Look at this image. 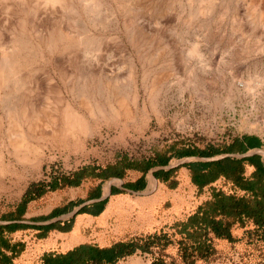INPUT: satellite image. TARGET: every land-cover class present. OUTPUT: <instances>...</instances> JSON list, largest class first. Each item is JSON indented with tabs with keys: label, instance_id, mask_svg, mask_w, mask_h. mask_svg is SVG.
I'll list each match as a JSON object with an SVG mask.
<instances>
[{
	"label": "rangeland",
	"instance_id": "rangeland-1",
	"mask_svg": "<svg viewBox=\"0 0 264 264\" xmlns=\"http://www.w3.org/2000/svg\"><path fill=\"white\" fill-rule=\"evenodd\" d=\"M246 1L250 5L242 0H151L146 5L124 4V0H69L68 7L61 11L59 7L44 8L40 0H25L24 4L0 0V34L6 39L25 38L31 45L26 72L32 79L27 84L33 87V76L40 78L41 87L33 93L38 105L46 97L45 104L51 107L57 97L55 86L46 82L45 75L52 81H61L59 72L47 63L50 47L41 40L49 34H59L63 24H70L79 35L88 31L85 36H92L95 43L81 50L80 56L86 61L97 58L107 65L98 73L102 80L109 74L107 80L118 91L130 83L137 87L131 117H91L94 129L90 135L76 138L55 141L48 134L33 135L32 142L37 149L44 148L45 158L35 167L26 164L17 171L0 172V220L16 216L17 205L32 183L48 184L81 169L108 174L127 164L142 169L157 158L171 157L170 163H176L182 157L173 155L186 150L222 152L232 147L238 153L236 139L245 135L259 137L262 145L258 148L264 151V24L259 19V15L264 16V0ZM48 11L54 13L52 18H46ZM81 25L86 28L81 30ZM83 73L87 75V71ZM83 73L82 77L66 73L69 83L76 82L72 93L69 86L63 88L64 95L77 103L80 93L86 95L92 90L86 87ZM19 87L10 81L1 89L2 116L4 105L7 108L8 101L21 93ZM3 125L0 152L8 159ZM196 162L207 161L175 166L165 181L156 175L163 169L155 170L156 183L149 169L159 163L145 173L124 168L121 177L88 176L77 186L46 191L30 200L24 214L16 219L44 221L57 210L68 212L97 197L113 177L124 181L142 177L143 183L148 181V189L153 187L142 195L112 193L100 213L104 218L81 212L60 222L70 221L71 225L61 234L51 229L39 237L40 230L28 227L35 225L19 224L26 226L5 233L11 243L24 244L14 258L18 260L27 252L28 259L23 258L20 264H41L44 253H55L74 244L107 247L132 240L143 244L149 235L156 234L159 239H154L148 251L137 249L115 264H264V240L254 231L251 221L234 222L231 241L209 233L213 253L208 257L183 259L179 224L209 200L213 190L243 194L222 176L198 187L185 166ZM253 171V165L244 163V176L250 177ZM96 204L84 209H93ZM184 242L191 244L192 240Z\"/></svg>",
	"mask_w": 264,
	"mask_h": 264
},
{
	"label": "bare ground",
	"instance_id": "bare-ground-1",
	"mask_svg": "<svg viewBox=\"0 0 264 264\" xmlns=\"http://www.w3.org/2000/svg\"><path fill=\"white\" fill-rule=\"evenodd\" d=\"M18 1L23 4L25 3V0ZM40 1L44 8L59 7L61 11L69 5V0ZM242 2L250 5V1L242 0ZM130 3L132 5H146L151 4V0H124V4ZM53 14L52 11H48L45 15L46 18H52ZM259 19L260 22L264 24V16L259 15ZM55 20L56 19L53 21ZM60 21V24H63L64 21ZM66 22L67 21H65V23ZM65 25H61L60 31L57 30L59 34H49V36L41 40L45 43V46L50 47L49 57L47 58L48 65L59 72V76L61 77L60 82L52 81L53 78L50 76L46 77L45 75L44 77L48 84H52L56 88L55 93L57 97L51 107L45 104L46 100L44 99H46V97L42 99L45 101L42 102V105H38L34 101L36 98H34L33 93L37 91L38 87H41V80L39 77L33 76V87L31 86L33 84L30 86L27 84L32 79L29 78L31 73L26 72V69H28L26 60L28 56L31 57V50L29 49L31 48V45H29L30 43L28 44L25 38L22 37H8L6 39L0 34V91L3 86L8 85L10 81H13L16 87H21H19L21 89V93H19L20 96L18 94L14 100L8 101L7 104H9V106L7 108L4 105L3 110H5V114L3 116L1 115L0 109V127L4 124L8 153V159H5L7 154L0 152L1 173L6 171H17L18 167L26 164H30V167H35L37 163L45 158L44 148L37 149L32 142L33 135L39 136L48 134L49 138H53L55 141L70 137L76 138L81 135H90L92 129H94V123L91 117H117L119 115L131 117V103L137 100L136 85L129 82L130 85L127 84L124 86L123 90L118 91V89L116 90L115 86L112 85V81L107 80L109 74L106 76L104 74L106 78L102 80V76L98 73L103 71L107 65H102L97 58H94L92 61H86V59H82L81 57L83 56L81 50H84L87 46L91 47L90 44L92 45V43H95L92 36L91 38L88 35V37L85 36L88 31L84 32V35H79L70 24L69 26L67 24L66 27ZM81 26V30H84L85 26ZM125 48L127 47L125 46ZM42 54L44 57V51ZM125 55L128 57V54ZM44 69L46 68L44 67ZM67 71L69 75L77 73L79 77L83 76L81 73H86L87 71V75L83 73L86 76L84 79L85 85L86 87L92 88V90L86 94L87 96L80 93L78 103L72 101L70 98H66L64 95L63 88H68L69 86L71 92L76 82H68L66 79ZM25 73H28V75L25 76ZM95 79H99V81L97 80L98 84L96 83L94 85V82H96ZM1 102H4L2 96H0V104ZM113 105H115V107ZM104 191H107V186Z\"/></svg>",
	"mask_w": 264,
	"mask_h": 264
},
{
	"label": "trees",
	"instance_id": "trees-1",
	"mask_svg": "<svg viewBox=\"0 0 264 264\" xmlns=\"http://www.w3.org/2000/svg\"><path fill=\"white\" fill-rule=\"evenodd\" d=\"M243 139L249 140V136H244ZM238 145L237 152H245L252 147L261 145L259 139H253L248 147ZM222 152H235L232 147L226 148ZM217 149H212V152L207 150H186L182 151L173 157H184L191 155L212 156L222 153ZM171 157L151 159L147 165L139 169L131 164L125 165V169L147 170L153 165L159 163L165 165ZM244 163L254 166V171L250 177L244 176ZM191 170V180L198 187H203L218 177L222 176L230 180L235 187L243 191V194L238 196L228 194L221 190H213L211 198L198 206L197 210L189 215L187 219L179 224V233L183 238L179 241L181 256L184 260L187 258L208 257L213 253L211 238L209 233L214 237L224 238L229 241L233 240L231 234V226L234 222L244 223L251 221L255 226L259 238L264 240V160L260 155H254L244 159L225 158L215 162H196L186 164ZM124 168L116 167L114 170L106 173H86L81 171L75 172L71 177H61L54 179L48 184L43 182L32 183L24 192L22 199L17 205L16 216L7 218L8 220L20 218L24 214V207L33 200L48 190H54L63 186H77L84 177L93 176L101 179H107L110 176L123 175ZM156 175L162 181L167 180L169 171H159ZM144 185V179L141 178L139 183ZM117 189H113L112 193H116ZM101 194L98 193L97 197ZM107 200L99 202L93 209H83L81 212H87L92 215L100 214ZM64 213V211H56L50 216L54 217ZM26 225L10 224L6 226L0 225V264H12L15 256L24 249V244L11 243L6 236V232L24 228ZM40 230L39 237H44L51 229L61 231H69L71 228L70 221L66 223H56L48 226H28ZM154 239H159L156 234L149 235L147 242L141 244L138 241H119L107 247H100L95 244L81 243L65 252H49L42 256L41 264H115L119 259L133 254L137 249L148 251L149 247L154 242ZM185 239L192 240L188 244ZM156 264V263H155Z\"/></svg>",
	"mask_w": 264,
	"mask_h": 264
},
{
	"label": "water",
	"instance_id": "water-1",
	"mask_svg": "<svg viewBox=\"0 0 264 264\" xmlns=\"http://www.w3.org/2000/svg\"><path fill=\"white\" fill-rule=\"evenodd\" d=\"M253 155H261L264 157V151L258 147L256 148H250L248 150H246L245 152H238V153H234V152H225V153H219V154H215L212 156H197V155H191V156H185L180 158L176 163H168L166 165H155L153 166L151 169H149V174L151 176V178L153 179V181L156 183L157 182V178L154 174V171L157 169H172L175 166H179L181 164H185L187 162L190 161H207V162H215V161H219L225 158H237V159H244V158H248L251 157ZM118 183L120 185V189L126 192H130L133 194H137V195H142V194H147L150 191H152L153 187L151 189H146V190H140V191H136V190H130V189H125L122 185V179L119 177H113L110 180H108L107 182V191H103V193L99 196V197H95L92 199H89L87 201H84L80 204H78L76 207L72 208L70 211L62 213L58 216L52 217L50 219L44 220V221H31V220H27V219H12V220H0V225L2 226H6V225H10V224H28V225H35V226H48L51 224H55L58 222H62L65 220H68L70 218L75 217L77 214L81 213V211L94 203H98V202H102L104 200H106L108 198L109 195L112 194L113 188L112 185Z\"/></svg>",
	"mask_w": 264,
	"mask_h": 264
},
{
	"label": "crops",
	"instance_id": "crops-1",
	"mask_svg": "<svg viewBox=\"0 0 264 264\" xmlns=\"http://www.w3.org/2000/svg\"><path fill=\"white\" fill-rule=\"evenodd\" d=\"M245 136H249V135H245ZM243 137L244 136H241V137H238L237 139H236V141H238V143H239V145L240 146H242L243 148L244 147H248V146H250V143L249 142H251L253 139H259V141H260V143L262 142L261 141V139L259 138V137H255V136H249L250 137V141L249 140H245V139H243ZM261 145H262V143H261ZM260 145V146H261ZM259 147V146H258ZM252 148H256V147H252ZM168 163H170V161L168 162ZM164 171H170L171 169H168V170H166V169H163ZM131 171H134V170H131ZM142 177H138V179H131V180H126V181H124L123 179H122V186L125 188V189H130V190H136V191H140V190H146V189H148V181L147 182H145L144 183V185H140V183H139V180L141 179ZM158 181H159V179H158ZM112 188H114V189H117V192L118 191H123V190H121L120 189V185L118 184V183H115V184H113L112 185ZM123 192H125V193H130V192H126V191H123ZM103 193V191L101 192V194ZM100 194V195H101ZM102 214V213H101ZM101 214H99V215H97V216H100ZM101 218H104V217H102V215L100 216V220H101ZM55 232H57V233H63V232H65V231H61V230H55V229H53ZM67 232V231H66ZM80 244V243H79ZM77 244H74V245H72V246H68V247H66L64 250H60V251H57V252H65V251H67V250H69V249H71V248H73L74 246H76ZM28 257H29V255H28V253L27 252H25L24 254H21V256H20V258L18 259V260H16L15 258H16V256H15V258H13V264H17V262H18V264H20L21 263V261L23 260V258L24 259H28ZM15 259V260H14ZM24 264H26V262L24 263Z\"/></svg>",
	"mask_w": 264,
	"mask_h": 264
}]
</instances>
